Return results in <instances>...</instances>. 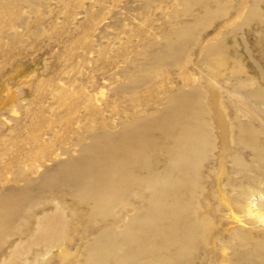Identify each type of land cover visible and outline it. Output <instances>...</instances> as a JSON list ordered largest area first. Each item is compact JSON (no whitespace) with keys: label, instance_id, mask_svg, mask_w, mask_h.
I'll return each mask as SVG.
<instances>
[{"label":"rangeland","instance_id":"obj_1","mask_svg":"<svg viewBox=\"0 0 264 264\" xmlns=\"http://www.w3.org/2000/svg\"><path fill=\"white\" fill-rule=\"evenodd\" d=\"M251 208L264 0H0V264H264Z\"/></svg>","mask_w":264,"mask_h":264},{"label":"bare ground","instance_id":"obj_2","mask_svg":"<svg viewBox=\"0 0 264 264\" xmlns=\"http://www.w3.org/2000/svg\"><path fill=\"white\" fill-rule=\"evenodd\" d=\"M222 140H226V130H222ZM248 214L256 218L259 222L264 223V213L255 212L252 208L248 210Z\"/></svg>","mask_w":264,"mask_h":264}]
</instances>
